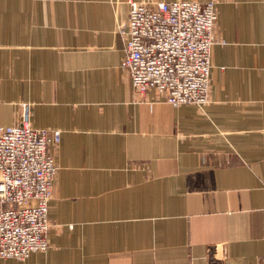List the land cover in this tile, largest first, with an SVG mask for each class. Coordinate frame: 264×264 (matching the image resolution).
I'll list each match as a JSON object with an SVG mask.
<instances>
[{
    "label": "crops",
    "instance_id": "obj_1",
    "mask_svg": "<svg viewBox=\"0 0 264 264\" xmlns=\"http://www.w3.org/2000/svg\"><path fill=\"white\" fill-rule=\"evenodd\" d=\"M0 0V127L59 131L48 247L0 264H264V0H213L208 103L138 95L129 2Z\"/></svg>",
    "mask_w": 264,
    "mask_h": 264
},
{
    "label": "built area",
    "instance_id": "obj_2",
    "mask_svg": "<svg viewBox=\"0 0 264 264\" xmlns=\"http://www.w3.org/2000/svg\"><path fill=\"white\" fill-rule=\"evenodd\" d=\"M215 2H129L121 67L138 95L152 89L172 106L209 101ZM59 131L32 128L24 113L0 127V260L44 252Z\"/></svg>",
    "mask_w": 264,
    "mask_h": 264
}]
</instances>
